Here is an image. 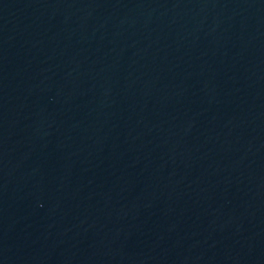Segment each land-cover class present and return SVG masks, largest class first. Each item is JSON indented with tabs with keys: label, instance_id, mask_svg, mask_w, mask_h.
Wrapping results in <instances>:
<instances>
[{
	"label": "water",
	"instance_id": "95a60500",
	"mask_svg": "<svg viewBox=\"0 0 264 264\" xmlns=\"http://www.w3.org/2000/svg\"><path fill=\"white\" fill-rule=\"evenodd\" d=\"M0 264H264V0H0Z\"/></svg>",
	"mask_w": 264,
	"mask_h": 264
}]
</instances>
